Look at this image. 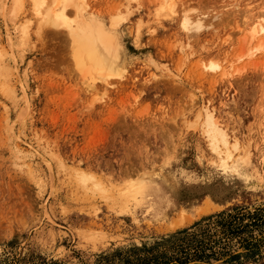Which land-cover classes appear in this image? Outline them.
<instances>
[{
	"label": "rangeland",
	"instance_id": "rangeland-1",
	"mask_svg": "<svg viewBox=\"0 0 264 264\" xmlns=\"http://www.w3.org/2000/svg\"><path fill=\"white\" fill-rule=\"evenodd\" d=\"M52 2L0 0V264H264V40L242 25L264 0H81L118 45L92 91ZM203 232L207 257L174 254Z\"/></svg>",
	"mask_w": 264,
	"mask_h": 264
},
{
	"label": "bare ground",
	"instance_id": "bare-ground-1",
	"mask_svg": "<svg viewBox=\"0 0 264 264\" xmlns=\"http://www.w3.org/2000/svg\"><path fill=\"white\" fill-rule=\"evenodd\" d=\"M80 1L81 0H53L52 5L46 10L45 17L54 27L68 29L72 39V51L75 63L81 73L87 76V90L92 91L96 87L95 82L97 80H103L106 85L107 82H105V80L111 75L109 63L115 56L118 45L115 36L108 32L101 23L89 19L84 15L85 6L82 5L83 2L81 3ZM68 7L74 8L73 11H75L76 14V17H74L76 19L73 21L75 23L74 26H72V23L68 21L66 16V11L69 9ZM162 7L165 10V17L173 16V5L167 3L166 7ZM187 14L183 13L181 18H179L183 30L187 31L189 34L190 31L193 32V30H195L194 32L197 34V31H202V29L205 28V21L203 17L200 18V16H203L202 14L199 18H191V16L189 17ZM208 24L209 23H207V25ZM242 25H244V29L247 30L249 37L251 35L252 39L259 40V42L264 40V11L258 14L250 13L249 11ZM246 37L248 36L246 35ZM262 47L264 48V46ZM205 68L213 72L222 71V74L225 76L228 75L230 71H227V69L224 70L222 64L214 61L206 64ZM111 77L112 76H110V78ZM204 116L203 128L208 138L209 148L212 154L222 161L223 168L239 171L241 164L234 158V153L240 150L238 140L235 139L234 142L231 141L230 136L216 120V116L213 113L206 112ZM242 160L244 161L245 159ZM239 161L242 162L240 159ZM84 178V181H87L88 177L86 178L85 176ZM157 205V203H154L153 208L155 209Z\"/></svg>",
	"mask_w": 264,
	"mask_h": 264
},
{
	"label": "trees",
	"instance_id": "trees-1",
	"mask_svg": "<svg viewBox=\"0 0 264 264\" xmlns=\"http://www.w3.org/2000/svg\"><path fill=\"white\" fill-rule=\"evenodd\" d=\"M229 229V228H227ZM231 229V228H230ZM205 232L199 235L184 237L181 240V244L185 245H179L173 252L175 255H179L183 257L184 259H189L190 257H198V258H204L207 257L206 252L208 250H211L210 244L208 242L210 241L209 237H206ZM192 237V238H191ZM193 240V241H192ZM190 241H192L190 245Z\"/></svg>",
	"mask_w": 264,
	"mask_h": 264
}]
</instances>
